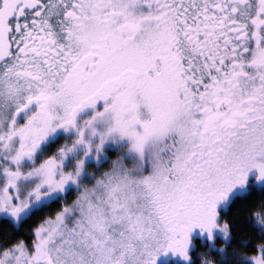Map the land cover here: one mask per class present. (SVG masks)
<instances>
[{
  "label": "snow or ice",
  "instance_id": "snow-or-ice-1",
  "mask_svg": "<svg viewBox=\"0 0 264 264\" xmlns=\"http://www.w3.org/2000/svg\"><path fill=\"white\" fill-rule=\"evenodd\" d=\"M0 264H264V0H0Z\"/></svg>",
  "mask_w": 264,
  "mask_h": 264
}]
</instances>
